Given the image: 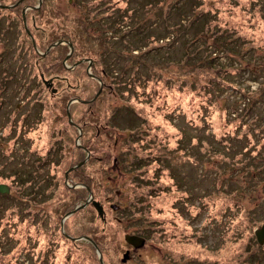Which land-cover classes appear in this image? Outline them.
Listing matches in <instances>:
<instances>
[{
	"label": "rangeland",
	"instance_id": "374dc122",
	"mask_svg": "<svg viewBox=\"0 0 264 264\" xmlns=\"http://www.w3.org/2000/svg\"><path fill=\"white\" fill-rule=\"evenodd\" d=\"M80 1H78V7L68 11L73 18L82 16L86 10V6ZM125 1L128 2L129 10L134 15L131 24L117 28L123 30L120 33L125 30L124 36L121 37L118 34L119 36L112 37L111 32L106 33L99 28L100 24H97L101 23L102 19L98 20V16L89 20L91 26L88 28L95 27L97 35L103 32L104 37H110L109 44L118 51L109 52L101 57L100 65L109 69V74L116 79L106 78V83L110 84L111 88L104 89L102 97L95 102L90 111L102 117L107 115L109 130L106 131L114 141L113 147L106 148L109 154L113 157L115 155L122 157L126 153L127 157L125 156L123 161L128 163L130 159H133L132 162L135 161L136 166L133 169L142 171L141 177L131 175L129 169L126 171L122 169V164L118 170L111 161V164L104 165L100 161L91 162L88 165L91 172H95L96 169V173L100 172L98 169L100 167H106L107 170L113 167L114 173L109 175L112 191L106 194L108 199H103L111 203L94 200L99 204V211L91 202L85 206L94 207L97 218L93 219L89 216L77 215L78 209L65 217L75 207L82 205L88 195L83 201L77 202L72 210L64 215L61 214L62 208L67 207L68 202L64 200L65 190L60 183L52 200L38 203L30 208L23 206L18 189H11L5 181H1L0 184L7 186L8 189L5 193L8 196L6 200L2 202L0 198V217H3L1 224L5 225L8 220L16 224L15 227L14 225L8 227V224L1 225L4 227L2 233L11 232L13 228L20 230L22 243L33 246L34 250L29 253L24 252L22 250L24 244L20 243L16 247L11 243L10 247H14L13 256L11 251L5 258H0V264H169L171 244H174L173 248L179 253L184 250L193 251L198 247L189 249L187 244H194L196 239L199 243H217L220 246L219 251L216 252L220 264H234L243 260L246 244H248L247 249L256 246L254 230L264 223V11L259 10L260 17H247L240 10L251 7L258 11L259 8L253 0H204L206 3L204 6L211 8L210 5L214 4L211 11L216 13L212 21V26L216 27L215 33L227 35L225 36L227 40H235L231 42L232 44L229 43V46L232 45L233 51L237 48L240 53L236 56L231 53L228 56L226 53L218 54L219 58L215 60L217 63L202 62L204 65L192 66L190 61L198 62L200 55L198 57L194 55L188 64L179 65L177 61L183 55L188 58L195 46H201L202 50L204 49L203 52L208 54V51H212L211 39L202 36V32L196 33L191 27L187 28L185 33L184 30L178 32L183 36L174 39L176 29H169V25L186 23L189 15L185 13H188V9L190 12L191 8L189 3L188 5L185 3L181 8L178 5L183 4L184 0ZM171 1H178V5L169 14ZM112 14L115 15V12L108 11L105 15ZM140 23L149 27L148 30L156 35L160 48L144 53L146 50L143 48L144 42L139 36H134V30L131 31L129 28L134 24L140 33ZM9 27L8 24L7 38L11 42L0 44V78H9L0 96V144L3 141V144L6 142L8 150L12 146L19 150L20 145L17 141L20 126H15L14 131L9 133V121L17 116H30L38 106L32 105L31 113L28 108L31 107L29 104L34 96H28L29 91H26L28 85L25 89L17 87L22 82V77L26 78L30 73L31 67L29 68V65L27 67L25 63L27 58L25 55L29 53H24L20 59L13 57L15 50L17 48L20 50V41L23 37L21 28L16 26L15 22L12 27ZM127 31L131 32L126 34ZM183 37L187 40H183ZM188 40H194L190 46ZM85 43L86 46L83 41L81 42L83 48L93 49L90 42L85 41ZM141 51L144 54H141ZM151 62L156 65L152 66L149 64ZM230 64L242 69V72L240 71L237 75L232 74L235 80L230 83L231 86L222 81V77L219 78L222 74L220 71H214L216 67H227ZM88 66L87 63V75L91 74L92 64L89 68ZM148 67H154V69L149 70ZM147 70L154 71V75L160 74V77L158 83L154 86L149 84L146 88L145 82L141 79L149 74ZM4 71L5 74H3ZM121 72H125V75L122 76L121 83H118L117 77ZM42 74L45 81L50 78L48 77L50 71ZM133 75L139 82L137 92L129 86H122ZM89 76L93 79L91 75ZM216 76L219 79L213 82L219 83L222 88L214 87L211 90L208 87L204 88V84L209 82L211 77ZM29 79H32L36 85L33 73ZM94 81L96 85L93 89V84L86 76L79 74L78 93L80 95L94 93L95 96L100 87L102 90L104 86L99 79ZM44 87L46 90L43 91L37 85L35 88L37 90L31 92L37 96L36 98L44 100L48 97L49 91L57 89L56 84L53 86L44 84ZM95 88H98L97 91ZM126 88L129 94L125 97L122 92L125 93ZM91 99L87 102L94 100ZM75 100H72L74 102L70 104L77 103ZM53 101L52 98L50 105ZM70 104L67 103L65 106V112L69 116ZM16 105L18 109H15ZM48 111L51 113L50 117L58 121L57 123L51 120L57 123V127L65 124L66 117H62L63 109L59 111V108L57 110L50 107ZM81 112L77 115H81ZM44 124H49V120H44ZM61 128L62 126H59V129ZM69 133L61 135L63 140L70 143L73 139L68 138ZM39 144L44 147L42 143L39 142ZM120 151L123 154L119 155ZM23 152L24 150L15 153L18 159L30 158ZM64 155L61 157H65ZM0 158L2 159L1 153ZM136 159H139L138 163ZM30 160L32 161V157ZM67 166L66 161H62L59 167L60 173L65 169L62 174L64 175L63 184L68 188L80 187L71 185L68 173L73 169L71 171L68 169L73 166L66 170ZM87 170L89 169H86L84 173L88 172ZM48 171L52 172L50 167ZM130 179L135 185L131 191L133 192L131 199L127 195L130 192L126 193L124 187V183ZM145 181H151L153 186L156 185L158 189H162V199L160 196V200L153 208L158 212L166 211L167 214L159 217L154 211L148 209V204L144 202L141 204L140 213L125 211L119 214L120 207L126 204L134 205L136 198L142 195L144 190H148L146 187L149 185H146ZM171 192H176L178 196L174 194L170 199ZM179 197L185 202H182L183 200ZM114 201L118 203V206L109 205L115 203ZM169 202L175 209L172 210L174 215L170 217ZM47 212L52 215L44 216ZM107 212H109L108 223ZM71 216H75L76 219L72 218L68 224L67 219ZM30 220L33 227H29ZM50 221L57 222L56 240L51 246V250L56 251L55 257V252L47 257V253L44 252L46 242L40 235L41 231H49ZM91 221L99 222L96 231L101 236L103 225L107 223L106 236L100 240L103 254L100 249H94V253H90L84 250V246L78 244V242L93 243L90 240V234L88 237L78 234L82 224L85 225L84 222L91 224ZM191 228L193 237L189 236L192 235ZM60 229L63 234L60 233ZM126 233L143 238L141 247L134 248L131 245L134 250L129 249V243L124 238ZM0 235H2L1 232ZM2 237L0 236V249L2 252H8L10 247ZM192 239L195 240L192 241ZM233 252H235L234 257H232ZM42 253L48 259H42ZM126 253H128V259L124 258ZM259 264H264V261Z\"/></svg>",
	"mask_w": 264,
	"mask_h": 264
},
{
	"label": "trees",
	"instance_id": "16d2710c",
	"mask_svg": "<svg viewBox=\"0 0 264 264\" xmlns=\"http://www.w3.org/2000/svg\"><path fill=\"white\" fill-rule=\"evenodd\" d=\"M254 4L257 5L259 8L258 11L253 10L251 7L248 9H242L240 10L243 14H245L247 17L253 16V17H260V13L264 11V2H261V0H253ZM189 3L190 5V12L188 9V13H185L187 16V21L185 24L177 23L173 25H169V29H176L174 39H179L180 36H183L181 33L182 30H184V33L186 32L187 28L191 27L195 30L196 33L202 32V36L205 38L211 39V49L212 51H208V54L204 53L201 46H195V48L192 49L190 52V56L187 58L186 55H183L182 58H180L177 62L179 65L188 64L190 60H192V57L196 55L198 57L199 55V61L193 62L190 61L192 66H199L204 65V63H210L211 61H215L217 58H219L218 54H225L226 56L231 53L232 55H237L240 53L237 48L232 50L229 46V43L235 41V40H227L225 36L220 35L219 32L215 33L216 27L212 26V21L214 20L215 11H211V8L214 4H211V8L208 6H204L206 3H204V0H184L183 4L178 5V1H171L169 4V14L174 10L175 6L178 5V7H183L184 4ZM160 4V3H158ZM124 5V6H123ZM84 6H86V10L83 12L82 16H78L73 18V16H61L58 13L49 11V15L47 16V20L42 21L41 19L39 22H37V25H40L41 28H45V34L49 35L52 34V37L49 39L46 38L44 42L41 45L42 51H44L51 43L55 42L56 40H64L67 41L72 45V52L71 54L66 58V55L69 50L68 43L59 44L54 46L50 49V51L44 56L41 57L40 55L36 54L33 50V46L31 42L29 41L26 31H24L20 17L18 16V21H15V23H19V27L21 28V34L23 37H25V41H20V50L17 48L15 50V58L18 59L17 55L21 51L26 50L29 53V56L26 58V65L30 68V73H28L27 77H22V82L17 86L21 87L23 89L26 88V85L28 87L26 88L28 96L33 95L32 98L33 101L29 104L31 106L28 108L31 113L32 111V105H37L38 108H35L36 111L32 113L30 116H22V117H15L9 121L10 125V132L12 130L14 131V127L19 125L20 130L18 131V141L17 143L20 145L19 150H16L13 146L10 147V150H8V147H6V142L3 144V141L0 144V153L2 154V159L0 158V182L5 181V183L10 186L11 189H18L20 192V197H22L23 206L32 208L33 206L37 205L41 202H49L54 198V194L57 192L56 189L59 188V183L62 184V187L65 190L64 194V200L68 202L66 203L67 207L62 208V213L65 214L68 211L72 210L77 202L83 201L86 196L88 195V190L91 192V195L93 196V200L96 202L103 201L108 199L106 197V194L112 191V187L109 184V175L113 173V167L110 170H107L106 167H100L98 168L100 172L96 173L91 172V168L88 167V165L91 162H99L103 163H109L113 164L115 169L120 170V165L122 164V169H129V172L131 175H135L137 177L140 176V171L135 170V161L132 162L133 159H130L131 161H123V159L126 156H117L114 157L109 154V151L106 149L107 146L114 145L113 138H111L107 127V115L106 117H102L99 114L91 113V108L94 107L95 102H97L103 95L104 89H108L110 87V84L106 83V78H110L111 80L116 79L113 76L109 74V69L103 68L101 64V57L105 54H108L109 52H118L116 51L109 43L110 37H104L103 32H101L100 35H97L95 32L96 28L93 27L89 29L88 27L91 26L89 23V20L91 18H95L98 16V20L102 19L101 23H98L99 28H102L106 33L109 31L114 36H119L118 34L124 36V32L120 33V28L117 29L119 26L131 24L133 22V15L134 13H131L128 7V2L125 0H84ZM204 7V8H203ZM203 8V9H202ZM201 9V10H200ZM234 10V9H233ZM261 10V12H259ZM115 12V15L107 16V12ZM31 15H34V12L31 11ZM86 14V15H84ZM100 15V16H99ZM29 17V16H28ZM27 17V18H28ZM106 17V18H105ZM213 18V19H212ZM264 18V17H263ZM105 19V20H104ZM29 22V21H28ZM39 23V24H38ZM135 24V23H134ZM134 24L132 27L129 26V28L134 30V36H139L141 38V41L144 42V47L146 50L144 53L149 52V50H157L160 48L158 44V39L156 38V35L153 34L150 30H148L149 27L143 26V24L140 23L141 32L139 33L138 29L134 27ZM95 26V25H94ZM92 30V31H90ZM131 31H127V33H130ZM30 33L37 34L40 33L39 30L34 29V27L30 28ZM86 39V40H83ZM183 40H187V38ZM84 42V45L87 44L85 41L90 42L92 44L91 46L93 49L83 48L81 46V42ZM190 41V40H188ZM194 41V40H193ZM190 41L188 45H191ZM232 44V43H231ZM147 45V46H146ZM170 46V44H169ZM134 47V46H133ZM237 47V46H236ZM19 50V51H18ZM141 54H144L143 51H141ZM209 55V57H207ZM214 55V56H211ZM135 57V56H133ZM20 59V58H19ZM81 59H85L86 61L80 62L77 64L73 69H68L65 67V65H74L76 62H78ZM103 59V58H102ZM88 60L92 61V66L90 69V72L93 79L87 75L86 73V66L88 63ZM196 60V59H195ZM1 61V59H0ZM35 62H37L35 64ZM217 63V61H215ZM65 64V65H64ZM152 66H155L156 64L154 62L149 63ZM220 66V65H219ZM28 68V69H29ZM149 70H153L154 67H148ZM214 71L218 72L220 71L221 76L219 75V78L222 77V81L224 80L227 85H230L235 78L232 77V74H238L240 71L242 72V69L236 68L234 65H228L216 67ZM38 70L42 73H46L50 71V75L48 77L54 79V83L57 85V89L55 91H45L47 93L48 97L44 100H41L39 97L33 94L31 91H36V86H40V90H46L44 85L41 83V79L38 76ZM147 70V71H149ZM31 73H33L34 80L37 82L36 85L32 82V79L30 78ZM5 74V71L4 73ZM79 74H82V76H86V78L94 85H96L94 80H100L102 82V90L98 97L94 99L91 102L89 101L93 96L94 93L87 94V96L83 95L81 93H78L77 87L79 84ZM125 75V72H121V74L117 77L118 83H121L122 76ZM160 74H155L154 71H149V74L142 78L145 83V87L149 84L154 86L156 83H158ZM216 77H211L209 82H206L204 84V88L208 87L209 90H211L214 87H218V89H221L222 86H220L219 83L213 82L215 79H219ZM9 80V78H0V96L1 93L3 94L4 90L3 86H6V82ZM76 84V85H75ZM123 84V83H122ZM139 82L137 81V78L133 75L128 79L125 84L122 86H129L130 88H133L136 92L138 91L136 88L138 87ZM225 84H223L224 86ZM231 86V85H230ZM34 87V88H33ZM111 88V87H110ZM96 89V88H95ZM98 89V88H97ZM97 89L95 91H97ZM88 92V91H87ZM89 93V92H88ZM96 93V92H95ZM147 93V92H146ZM122 94L128 96V88H126V92ZM149 96V93H147ZM206 94V93H205ZM45 96V95H44ZM52 98L54 99L53 103L50 105ZM77 100V103H71L69 108V114H70V120L72 123L68 122V116L66 114L65 106L67 105L69 100ZM31 100V99H30ZM79 101V103H78ZM86 101V102H85ZM59 104V105H58ZM35 105V106H36ZM56 105H58L56 107ZM64 105V108L62 106ZM50 107L55 108L59 111L63 109L64 113L62 117H66L65 122L64 120H61L64 122V125H58V121H55L54 118H51L50 116ZM80 107V108H78ZM82 108V109H81ZM15 109H18L15 107ZM45 109V110H44ZM44 110V112H43ZM82 112H81V111ZM17 112V111H16ZM78 112H81V115H77ZM90 112V113H89ZM89 113V114H88ZM108 113V112H107ZM106 113V114H107ZM30 114V113H29ZM62 119V118H61ZM44 120H49V124H44ZM55 121V122H51ZM48 123V122H47ZM59 126L62 128L59 129ZM12 128V129H11ZM81 131V136L79 137V147L75 144V139L78 137V133ZM70 132L68 135V138H72V142L70 143L66 140H63V134ZM62 134V135H61ZM65 137V136H64ZM46 139V140H45ZM97 140L98 142L95 143L94 141ZM44 145V147L39 144V142ZM99 145L97 146V144ZM67 144V146L65 145ZM6 149H5V148ZM27 153L30 158H24V159H18L15 155L16 152H22ZM86 152L89 153V157L86 160V162L81 165L80 167L73 169L71 172L68 173L69 180L71 185L75 184H81L80 187L77 188H68L66 187L64 183V170H62V173H60V164L62 161H66L68 164L66 170L82 161L85 157ZM119 155L123 154L121 151L118 152ZM65 154V157H61ZM32 157V161L30 160ZM127 157V156H126ZM30 160V161H29ZM111 161V163H110ZM139 159H136V163H138ZM5 163V164H4ZM128 165V166H127ZM127 166V168H126ZM50 167V171H48ZM5 169V170H4ZM88 172L84 173V171ZM133 169V170H132ZM105 170V172H104ZM115 171V170H114ZM147 177V176H146ZM150 180V178H147ZM133 181V180H132ZM131 179L129 181H126L124 183V187L127 191L130 193L127 194L129 196V199L132 198L133 187L135 186L132 183ZM148 188V190H144L142 195H139L138 198H136V201L134 202V205L126 204L122 208L120 207V213L123 214L128 211L131 212H141L142 210V202L144 204H148V209H151V211H154L155 214H158L159 217H163L164 214H167L166 211L158 212L157 209H154L153 207L157 203L158 200H160V196L163 194L162 189H158L156 185L153 186L151 181H145ZM156 188H153V187ZM53 189V190H50ZM178 196L177 193L171 192L169 194L170 199L174 196ZM185 194V193H184ZM183 196V195H182ZM8 196L5 193H0V198L3 201L6 200ZM102 199V200H101ZM162 199V196H161ZM179 199L183 200L182 202H185V200L181 197ZM56 200V198H55ZM108 203L110 201L106 200L103 201V203ZM115 202V201H114ZM111 203V202H110ZM215 204V203H214ZM109 205L118 206V203H112ZM169 217L173 216L174 213L172 210L174 208L173 205L169 202ZM1 208V207H0ZM64 210V211H63ZM157 210V211H156ZM175 210V209H174ZM177 211H180L179 209H176ZM94 207L89 205V207H85L83 209H78L76 212H78L77 215L82 216H89L93 218H97L96 213L94 212ZM111 213V211H109ZM109 212H107V223L109 222ZM113 214V213H112ZM118 214V215H119ZM52 215L51 213L47 212L46 215ZM118 217L119 220L121 218ZM86 217H84L86 219ZM47 218V217H45ZM72 218L74 219L75 216H71L67 219V223L69 224L72 221ZM3 217H0V232L3 236V241H6L10 247V244L12 243L14 246H18L20 243L24 244L22 250L24 252H30L31 250H34L33 246L26 245L25 243H22L21 239V231L14 229L11 232L2 233L3 228L1 225L6 226L8 224V227H12L16 224H14L11 221H7L6 224L2 223ZM76 219V218H75ZM25 220H23L24 222ZM58 221V220H57ZM120 222V221H118ZM45 223V221H44ZM99 222H93L91 221V224H82V227L79 228L78 234L89 236L90 234V240L94 243H82L78 242L79 245L84 246V250H87L90 253H94L95 250H99L102 252L100 240L101 238H105L106 236V224L103 225L102 228V236L99 234V232L96 231V228L98 227ZM102 223V222H101ZM26 224V223H25ZM50 226V229L48 232L41 231L40 235L42 236L44 242H46V247L44 249V252L50 255L52 252H55L54 257L56 256V251H52L51 246L52 244H55L56 240V228H57V222L50 221L48 223ZM47 225V226H48ZM29 227H33L31 224V220L29 223ZM192 235H189L190 237H193V230L191 228ZM79 235V236H80ZM16 236V237H14ZM195 239H192V241ZM43 242V243H44ZM198 243V240L196 239L194 244H187V248L193 249V247ZM92 245V246H91ZM14 248V247H13ZM12 247H10L8 252H2L0 249V258H5L8 253H10L13 250ZM5 250V249H4ZM182 250V248H180ZM14 251V250H13ZM13 251L11 252V256H13ZM189 251V250H188ZM191 252V251H189ZM43 254V253H42ZM103 254V252L101 253ZM93 255V254H92ZM10 258V257H9ZM46 258L43 254L42 259ZM48 259V258H46ZM94 259V258H93ZM128 259V258H127ZM125 260V262L127 261ZM130 259V258H129ZM17 260V259H16ZM97 260V259H96ZM66 262V260L64 261ZM99 263V261H98Z\"/></svg>",
	"mask_w": 264,
	"mask_h": 264
},
{
	"label": "flooded vegetation",
	"instance_id": "af4514ba",
	"mask_svg": "<svg viewBox=\"0 0 264 264\" xmlns=\"http://www.w3.org/2000/svg\"><path fill=\"white\" fill-rule=\"evenodd\" d=\"M78 1L80 0H0V44L5 43V42H7L8 44L9 42H11L7 38L8 24L10 25V27H12L13 22L18 21V16H19L21 20V25L24 31H26V35L33 46L34 52L40 55L41 57H44L50 50L44 55L43 53L46 51V49L51 44L55 42H61L59 44H64L62 42L66 43L67 41H64L62 39L56 40L55 42L51 43L44 51L40 50L41 45L44 42V40L46 38L49 39L50 37H52V34L46 35L45 28H41V26L37 25L36 23L39 22L40 19L42 21L47 20V16L50 14L49 11L56 12L58 13V15L60 14L61 16L70 15L71 12H68V11H72L73 9L78 7ZM80 2H83L81 4L84 5V0ZM31 11L34 12V15L30 14ZM16 26H19L18 22L16 23ZM31 27H34V29L39 30L40 33H37V34L30 33ZM21 41H25V37H23ZM26 52H27L26 50L21 51L20 53H18L17 57L18 58L23 57L24 56L23 54ZM15 54L13 55V57H15ZM25 56L28 57L29 54ZM36 63L37 62H35V64ZM76 63L74 65H65V64L64 65L68 69H73L76 66ZM40 75L43 76L42 72L38 70V76L40 77ZM40 79H41L40 80L41 83L43 84L44 78L42 80V78L40 77ZM48 79H51V78H48ZM51 84L52 86L55 85L54 79H52ZM69 101L74 102L72 100H69ZM16 108H18V105H16ZM68 122L72 123L70 118ZM78 143H79V138H78ZM77 146L79 147L80 145H77ZM74 186H81V184H75ZM60 233L63 234V231L61 230ZM254 239L256 241L255 236H254ZM173 246L174 244H171V248L169 250V264H220L218 254L216 253L217 251H219L220 246L217 243L210 242V244H207L205 242H202V243L198 242L195 246H197L199 249L195 248L193 250L197 252H193V251L189 252L188 250L187 251L184 250L183 252L179 253V252H176L177 250L175 251V248H173ZM128 247L129 249H133L132 246L129 244H128ZM247 247H248V244H246L244 247L243 260L241 262H235L234 264H259L260 262L264 261V239L261 244H259L256 241V246L253 247L252 249L251 248L247 249ZM232 254H233L232 257H234L235 252H233ZM154 264H157V263H154Z\"/></svg>",
	"mask_w": 264,
	"mask_h": 264
},
{
	"label": "water",
	"instance_id": "95a60500",
	"mask_svg": "<svg viewBox=\"0 0 264 264\" xmlns=\"http://www.w3.org/2000/svg\"><path fill=\"white\" fill-rule=\"evenodd\" d=\"M59 43H61V42H55V43L51 44V45L46 49V51L43 53V55H44L45 53H47V52H48L53 46H55V45H57V44H59ZM62 43H65V42H62ZM68 46H69V52H68L66 58H67L68 55L72 52V45H71L70 43H68ZM82 61H86V60L83 59V60H81V61H78L76 64H78V63H80V62H82ZM88 64H89V66H88V68H89V67H90V64H92V61H91V60H88ZM40 77H41L42 80H43V76L40 75ZM43 82H44V84L47 85V86H48V85H51V79H48V80H46V81L43 80ZM100 90H101V87H100V89L97 91V93L95 94V96H94L91 100H93L96 96H98ZM70 102H71V101H69L68 105L70 104ZM67 115H68V113H67ZM68 117H69V115H68ZM80 134H81V133H80V131H79L78 137L75 139V140H76V141H75L76 145H79V143H78V138L80 137ZM87 158H88V154H87V156H86V158H85L84 160H82L81 162H79V163L76 164L75 166L69 168L68 171H71L72 169H74V168L80 166L81 164H83V163L87 160ZM65 175H67V174H65ZM7 192H8L7 186H5V185H1V184H0V193H7ZM88 193H89V194H88V198L85 199L84 203H83L82 205H80V206L75 207L72 211H70L68 214H66L65 217L68 216V215H70L71 213H73L74 211H76V210L79 209V208H84L89 202H91V204L94 205L95 209H96L97 211H99V209H100L99 204L92 200L91 192H90L89 190H88ZM65 217H64V218H65ZM254 236H255V238H256V241H257L259 244H261V243L263 242V239H264V223H262L257 229L254 230ZM124 238H125V241H127V242H128L130 245H132L134 248H140L141 245H142L143 242H144V239H143V238H141V237H139V236H137V235L129 234V233H126V234L124 235ZM127 254H128V253L124 254V258H127V257H128ZM100 261H101V260H100ZM150 264H154V263H150Z\"/></svg>",
	"mask_w": 264,
	"mask_h": 264
}]
</instances>
